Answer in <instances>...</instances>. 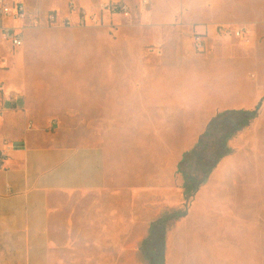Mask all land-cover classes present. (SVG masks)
I'll use <instances>...</instances> for the list:
<instances>
[{"label": "crops", "instance_id": "1", "mask_svg": "<svg viewBox=\"0 0 264 264\" xmlns=\"http://www.w3.org/2000/svg\"><path fill=\"white\" fill-rule=\"evenodd\" d=\"M83 1L86 7L69 0L63 15L50 8L47 13H55L57 22L50 24L44 15L40 25L41 20L32 23L27 0H23L28 13L24 45L14 54H5L6 67L0 69V152L10 148L6 159H0V264H53L51 225L62 196L99 195L110 205L104 227L115 228L117 218L130 217L133 222L128 227L135 233L139 218L150 224L166 213L185 208L184 181L178 165L187 150V130L196 126L193 121L187 122V108L192 109L189 102L192 106L199 102L203 82L197 77L187 79L178 62L167 65L166 45L173 34L166 28L180 24L171 22L173 6L153 0L147 9L156 5L157 13L142 20L140 12L134 14L140 10L141 0L137 1L138 8L121 0ZM105 3L127 5L130 17L102 14ZM160 8L164 12L159 13ZM81 9L88 15L85 26L78 24ZM95 11H99L98 16H94ZM133 14L139 18H133ZM166 15L168 21L163 20ZM65 21H69V27L64 26ZM262 24L263 21L228 22L219 18L203 22L205 27L200 31L194 22L189 21L188 26L194 33L206 35L209 55L198 58L204 61L219 53L237 59L231 40L219 39L214 31L211 34L218 43L207 41L208 26H246L254 37ZM40 29L61 31L59 43L65 40L70 47L66 51L58 49L53 55L60 58L67 54L73 65L49 68L51 79L62 85L59 90L68 97L48 98L44 93L53 88L46 89L43 82L31 80V72L35 74L36 69L27 67L26 43L28 33ZM96 30L113 32L114 40L121 32H140L146 35V42L139 51L98 50L88 44L90 31ZM120 37L118 43L124 41L130 46L132 39L128 35L123 40ZM185 57L195 58L186 53ZM186 80L193 88L190 94ZM259 92L258 88L256 99ZM229 107L232 106H226ZM214 112L216 115L219 111ZM211 113L193 135L190 147L201 136L198 134L207 120L212 119ZM259 120L260 117L252 124ZM224 164H219L211 179ZM236 186L240 187L237 182ZM203 190H198L187 216L177 224L189 221L196 211L207 215L201 212L210 210L202 204ZM95 204L96 201L92 207ZM258 249L264 258V245H258Z\"/></svg>", "mask_w": 264, "mask_h": 264}, {"label": "rangeland", "instance_id": "2", "mask_svg": "<svg viewBox=\"0 0 264 264\" xmlns=\"http://www.w3.org/2000/svg\"><path fill=\"white\" fill-rule=\"evenodd\" d=\"M68 1L27 0L32 23L41 20L42 25L43 17H47L50 8L58 9L60 15L65 14ZM73 1H78L83 7L87 6L83 0ZM137 1L121 0L131 7H136ZM162 1L173 6L172 11L166 10L168 13L173 12L171 22L175 23L176 20L180 23L166 28L173 34L166 45V51L169 53L167 65L172 66L178 62L187 79L197 77L203 82L199 102L196 106L190 105L189 102L192 109L187 108L186 118L190 119H187V122L193 121L196 126L193 130H187L186 152L198 142L200 137H196L192 146H189L194 134L202 127L204 118L211 112L210 118L215 116L214 110L225 111L229 105L232 107L227 110L253 111L257 108V118L260 117L256 124L254 122L228 139L227 147L231 153L225 157L227 160L222 159L221 161H224L219 162L225 163L224 166L212 179L209 177L200 186L199 190L204 189L202 204L210 209L208 212H201L207 215H200L196 211L189 221L181 224L175 222V226H168L164 246L165 264H264V258L260 257L258 249V245H264V24L256 28L252 47L231 40L230 44L237 59L219 53L204 61L198 58L205 59L209 53L206 49L201 53L196 51L193 44L195 30L188 26L189 21L194 22L198 31L205 27L203 22L219 18L228 22L264 23V0ZM156 8V5L149 10L140 8L139 11L135 10L134 14L140 12L142 20H149L157 13ZM98 12L95 11L94 16H98ZM158 12L162 13L164 10L160 8ZM134 14L133 18H139V15ZM163 20L168 21L169 16L166 15ZM208 30L210 35H207V41L218 43L211 34L214 32V26H208ZM90 32L92 35L88 37V44L98 50L117 48L139 51L146 42V35L143 36L140 32H121L117 34L116 40L113 39V32ZM61 35V31H30V39L26 43L27 67L36 69L35 74L31 72L30 75L28 72V76L33 77L32 81L43 82L44 88L47 85L46 89L53 88L44 93L51 99L69 96L59 90L62 85L51 79L49 73L51 67L66 69L73 65V59L69 55L64 54L60 58L53 55L58 49L70 50L65 40L59 43ZM126 35L132 39L130 46L124 41L118 43L119 37L123 40ZM103 36L106 38H102ZM114 41L116 44H113ZM150 48L151 46L146 47L147 50ZM163 48L164 45L160 49ZM185 53L195 58L186 59ZM219 76L223 77L221 81ZM186 85L187 94H190L193 88L188 86V81ZM258 88L260 96L256 99ZM209 121L207 120L198 136L204 133ZM68 130L73 128L68 127ZM212 140L207 141L210 155L216 150V145L212 144L215 141ZM13 145L15 146V143ZM236 182L242 191H239L240 187L236 186ZM95 201L96 204L92 207ZM99 201L101 207L96 209ZM187 201L185 205L188 204L186 207L189 210L193 199L189 203ZM58 203L61 206L57 208V218L51 225V238L55 244L51 245L53 264H149L139 246L147 238L154 221L149 224V220L139 218L138 231L135 233V229L128 227L133 218H117L115 224H120L121 227L117 225L118 227L108 230L103 224L108 220V214L110 215V205L102 201L99 195L62 196ZM161 232V229H156V241L160 240ZM151 246L155 253L159 254V245Z\"/></svg>", "mask_w": 264, "mask_h": 264}, {"label": "trees", "instance_id": "3", "mask_svg": "<svg viewBox=\"0 0 264 264\" xmlns=\"http://www.w3.org/2000/svg\"><path fill=\"white\" fill-rule=\"evenodd\" d=\"M258 117V109L248 110H225L218 112L207 124L204 133L200 136L195 146L186 152L179 165L178 172L184 180V193L187 203L195 196L200 186L203 185L219 162L231 151L227 147V141L236 133L249 127ZM213 139L216 150L209 154L208 140ZM209 150V151H208ZM197 170V171H196ZM188 205V204H187ZM187 205L184 209L169 212L153 222L146 239L140 244V251L146 256L149 264H165L164 246L165 235L168 226L187 216ZM156 229H161L162 234L159 241L155 240ZM157 242L156 244H154ZM151 245H159V254Z\"/></svg>", "mask_w": 264, "mask_h": 264}, {"label": "built area", "instance_id": "4", "mask_svg": "<svg viewBox=\"0 0 264 264\" xmlns=\"http://www.w3.org/2000/svg\"><path fill=\"white\" fill-rule=\"evenodd\" d=\"M152 2L153 0H141L140 6L149 8ZM100 12L109 15L119 14L125 18L130 17L129 7L121 3H105ZM87 16L86 11L82 9L78 11L79 26H85ZM27 18L28 13L23 0H0V69L6 67L5 54H14L23 47ZM47 21L50 24L56 23L55 13H48ZM64 26L69 27V21H65ZM214 31L219 39L237 40L244 46H250L254 39L253 32L246 26L216 25ZM205 36L199 33L193 35L194 48L200 53L206 49ZM9 149L1 150L0 159L2 161L6 159Z\"/></svg>", "mask_w": 264, "mask_h": 264}]
</instances>
